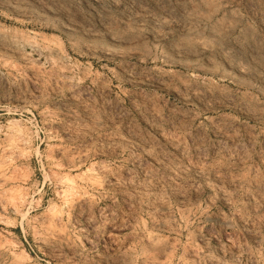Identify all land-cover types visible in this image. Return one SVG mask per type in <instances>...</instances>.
Segmentation results:
<instances>
[{
  "label": "rangeland",
  "instance_id": "obj_1",
  "mask_svg": "<svg viewBox=\"0 0 264 264\" xmlns=\"http://www.w3.org/2000/svg\"><path fill=\"white\" fill-rule=\"evenodd\" d=\"M0 264H264V0H0Z\"/></svg>",
  "mask_w": 264,
  "mask_h": 264
},
{
  "label": "bare ground",
  "instance_id": "obj_2",
  "mask_svg": "<svg viewBox=\"0 0 264 264\" xmlns=\"http://www.w3.org/2000/svg\"><path fill=\"white\" fill-rule=\"evenodd\" d=\"M161 59V64L167 68H180L182 70L185 71V73L188 75V77H194V78H198L202 75H205V74H201L199 72H196L193 67V65L191 63H188V62H182L180 60H177V59H174L172 57H160ZM144 61H147L148 59H143ZM156 61V60H155Z\"/></svg>",
  "mask_w": 264,
  "mask_h": 264
}]
</instances>
